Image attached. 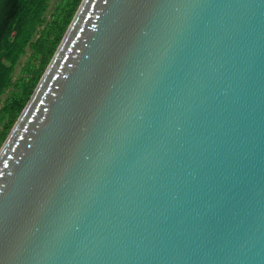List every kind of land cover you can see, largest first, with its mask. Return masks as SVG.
I'll return each mask as SVG.
<instances>
[{
    "label": "water",
    "instance_id": "obj_1",
    "mask_svg": "<svg viewBox=\"0 0 264 264\" xmlns=\"http://www.w3.org/2000/svg\"><path fill=\"white\" fill-rule=\"evenodd\" d=\"M0 264H264V0H82L0 147Z\"/></svg>",
    "mask_w": 264,
    "mask_h": 264
},
{
    "label": "trees",
    "instance_id": "obj_2",
    "mask_svg": "<svg viewBox=\"0 0 264 264\" xmlns=\"http://www.w3.org/2000/svg\"><path fill=\"white\" fill-rule=\"evenodd\" d=\"M81 1L0 0V147L53 57Z\"/></svg>",
    "mask_w": 264,
    "mask_h": 264
},
{
    "label": "rangeland",
    "instance_id": "obj_3",
    "mask_svg": "<svg viewBox=\"0 0 264 264\" xmlns=\"http://www.w3.org/2000/svg\"><path fill=\"white\" fill-rule=\"evenodd\" d=\"M29 54H30V51L22 58V63H24V61L27 59ZM0 107H1V103H0Z\"/></svg>",
    "mask_w": 264,
    "mask_h": 264
}]
</instances>
